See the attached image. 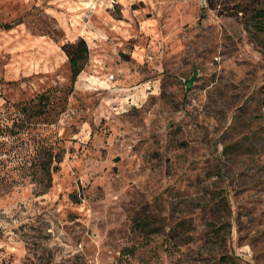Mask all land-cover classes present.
Wrapping results in <instances>:
<instances>
[{
	"label": "rangeland",
	"instance_id": "1",
	"mask_svg": "<svg viewBox=\"0 0 264 264\" xmlns=\"http://www.w3.org/2000/svg\"><path fill=\"white\" fill-rule=\"evenodd\" d=\"M0 264H264V0H0Z\"/></svg>",
	"mask_w": 264,
	"mask_h": 264
},
{
	"label": "trees",
	"instance_id": "2",
	"mask_svg": "<svg viewBox=\"0 0 264 264\" xmlns=\"http://www.w3.org/2000/svg\"><path fill=\"white\" fill-rule=\"evenodd\" d=\"M65 54L68 58V62L71 70V79L74 81L80 72L83 70L85 61L87 58V47L83 40H80L76 45L69 44L64 46ZM41 103V98H39L38 105ZM132 251V250H128Z\"/></svg>",
	"mask_w": 264,
	"mask_h": 264
}]
</instances>
